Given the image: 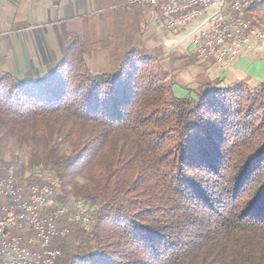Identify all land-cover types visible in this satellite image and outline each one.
I'll list each match as a JSON object with an SVG mask.
<instances>
[{"label":"trees","instance_id":"trees-1","mask_svg":"<svg viewBox=\"0 0 264 264\" xmlns=\"http://www.w3.org/2000/svg\"><path fill=\"white\" fill-rule=\"evenodd\" d=\"M121 10L125 28L72 40L44 75L0 72V132L32 145L28 177L1 159L0 176L27 189L50 172L51 206L69 185L88 207L90 231L59 222L54 264H264V82L212 79L195 54L165 68L144 48L149 9ZM246 14L264 32V0ZM100 50L107 66H91ZM184 65L201 69L193 87L172 80Z\"/></svg>","mask_w":264,"mask_h":264},{"label":"built area","instance_id":"built-area-1","mask_svg":"<svg viewBox=\"0 0 264 264\" xmlns=\"http://www.w3.org/2000/svg\"><path fill=\"white\" fill-rule=\"evenodd\" d=\"M251 0H126L128 6L149 9L151 23L173 38L185 53L222 69L256 52L264 57V32L246 10ZM55 179L24 189L13 175L0 176V264H54L59 251L54 239L69 235L59 222L68 218L84 231L92 228L88 207L81 203L51 206Z\"/></svg>","mask_w":264,"mask_h":264},{"label":"crops","instance_id":"crops-1","mask_svg":"<svg viewBox=\"0 0 264 264\" xmlns=\"http://www.w3.org/2000/svg\"><path fill=\"white\" fill-rule=\"evenodd\" d=\"M22 2L31 8L32 13L28 16L32 22H39L35 23L36 26L16 24L17 16H12L10 8L19 11ZM102 2L103 0H0V72H9L21 78L41 76L38 72L43 68H46V72L53 69L72 39L98 41L108 33L113 34L118 23H122L125 28L126 10L108 11L109 14L103 16L102 11L107 8H103ZM150 18L151 16L148 18L149 23ZM47 20L50 31L58 41L59 52L48 50L45 41L47 30L44 26ZM31 28L34 30L31 31ZM147 28L144 36L147 35L149 39L152 34H156L155 29L158 27L149 24ZM146 44L144 43V48L151 54ZM110 54V50L98 51V57L93 63L107 62L105 56ZM32 70L34 73H30ZM216 70L217 66L212 67L211 74L216 75ZM227 70L233 81L248 85L264 82V57L258 56L256 52L244 55L237 58Z\"/></svg>","mask_w":264,"mask_h":264},{"label":"rangeland","instance_id":"rangeland-1","mask_svg":"<svg viewBox=\"0 0 264 264\" xmlns=\"http://www.w3.org/2000/svg\"><path fill=\"white\" fill-rule=\"evenodd\" d=\"M122 3L126 4V1L124 2V0H103L102 5L103 8H107L105 11L103 12V16L109 14L108 11H114L116 6L121 5ZM21 7L19 8V11L14 9V8H10L12 11V16L15 17L17 16V22L16 24H22V25H26L31 26V25H35V23H39V22H32L31 18H29V14L32 13V10L30 7L27 6V4H25L24 2H22V4L20 5ZM128 6V5H127ZM132 8H135L136 10L140 11L141 8H144V6H132ZM128 10L130 8H127ZM1 10V8H0ZM127 13V12H126ZM99 14V13H97ZM97 16V15H96ZM150 13H146L144 16L142 15V17H140L139 21L141 20V27H144L146 25V31L148 30V25L152 24L151 23V18H150V23H149V18ZM98 17V16H97ZM145 21L146 24H145ZM44 26L46 28V32H47V37L46 40L47 44H48V50L51 52H59V48H58V41L56 40V37L54 36L53 32L50 31V23L48 22H44ZM35 28V27H34ZM34 28H31L33 31ZM145 31V32H146ZM29 32V31H27ZM45 32V31H44ZM152 31H150L151 33ZM156 34H152L151 38L147 39V35H145L143 37L144 39V43L146 44V48L149 49V52H151V55L156 56L159 58V61H161L164 65L165 68H176L179 66H182L183 64H185L182 59L186 56H188V53H185L182 47H178L175 46V44L173 43V38L169 35L164 34L160 28H156L155 29ZM43 34H41L40 37H42ZM53 36V37H52ZM150 36V35H148ZM74 40V39H72ZM71 42V41H70ZM111 51V50H110ZM190 55V54H189ZM235 61V60H234ZM233 61V62H234ZM230 63L228 66L220 69L217 68L216 72L217 74H211L209 77H211L212 79H214L216 76L217 78H221V79H225L228 82L233 81L234 79L232 78V76H230V72L229 70H227L232 64ZM107 62H97V63H92L91 66H99V67H105L107 66ZM185 66V65H184ZM182 72H178V74H176L175 72L170 71V75H172V80L176 83L181 84L182 86H185L186 84H190L192 85V87L194 86V80H195V76L197 74H199L201 72L200 68H189L187 69V67H182ZM42 71L38 72L39 75H44L46 73V68L41 69ZM27 72V71H26ZM34 73V70L30 71V73ZM27 75V74H26ZM31 75V74H30ZM174 93L179 95L180 91L174 87L173 88ZM34 148V147H33ZM61 152L62 154L68 155L71 152V147L68 145H61ZM32 153V145L29 142H19L14 140L13 138H8L6 137L2 132H0V159L5 162V163H12L15 164L17 166H24L25 167V177H28V162L30 159V155ZM45 175V179L46 178H53L55 179V184L56 186L59 185V177L55 176L54 174H51L50 172H44ZM76 182L78 184H84L85 180L81 179V178H76ZM66 191H67V198H66V202L67 204H70L72 202L75 201H80V200H75L72 196L71 193V188L69 185H66L65 187ZM81 202V201H80ZM92 227H93V220H92ZM92 229V228H91ZM69 230V229H68Z\"/></svg>","mask_w":264,"mask_h":264},{"label":"bare ground","instance_id":"bare-ground-1","mask_svg":"<svg viewBox=\"0 0 264 264\" xmlns=\"http://www.w3.org/2000/svg\"><path fill=\"white\" fill-rule=\"evenodd\" d=\"M56 185V184H55ZM72 203H81L80 201H75V202H72Z\"/></svg>","mask_w":264,"mask_h":264}]
</instances>
